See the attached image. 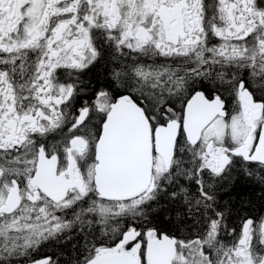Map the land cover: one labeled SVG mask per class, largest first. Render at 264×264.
Segmentation results:
<instances>
[{
    "label": "snow or ice",
    "instance_id": "6c2138e0",
    "mask_svg": "<svg viewBox=\"0 0 264 264\" xmlns=\"http://www.w3.org/2000/svg\"><path fill=\"white\" fill-rule=\"evenodd\" d=\"M0 264H264V0H0Z\"/></svg>",
    "mask_w": 264,
    "mask_h": 264
}]
</instances>
